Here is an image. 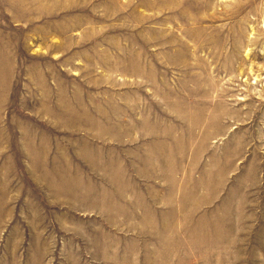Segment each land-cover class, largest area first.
Segmentation results:
<instances>
[{
    "label": "rangeland",
    "instance_id": "rangeland-1",
    "mask_svg": "<svg viewBox=\"0 0 264 264\" xmlns=\"http://www.w3.org/2000/svg\"><path fill=\"white\" fill-rule=\"evenodd\" d=\"M0 264H264V0H0Z\"/></svg>",
    "mask_w": 264,
    "mask_h": 264
}]
</instances>
